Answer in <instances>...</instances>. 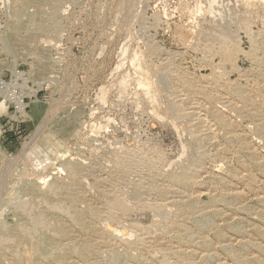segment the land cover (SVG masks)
Wrapping results in <instances>:
<instances>
[{"label":"rangeland","instance_id":"rangeland-1","mask_svg":"<svg viewBox=\"0 0 264 264\" xmlns=\"http://www.w3.org/2000/svg\"><path fill=\"white\" fill-rule=\"evenodd\" d=\"M0 81V264H264V0H0Z\"/></svg>","mask_w":264,"mask_h":264},{"label":"built area","instance_id":"built-area-1","mask_svg":"<svg viewBox=\"0 0 264 264\" xmlns=\"http://www.w3.org/2000/svg\"><path fill=\"white\" fill-rule=\"evenodd\" d=\"M0 94L4 96L9 104H11L15 113L21 114V112H25V96L22 93L20 86H18L15 81H11L9 83L0 81ZM22 106H24L23 109Z\"/></svg>","mask_w":264,"mask_h":264},{"label":"crops","instance_id":"crops-1","mask_svg":"<svg viewBox=\"0 0 264 264\" xmlns=\"http://www.w3.org/2000/svg\"><path fill=\"white\" fill-rule=\"evenodd\" d=\"M0 121L3 122L4 119L9 118L10 119V115L8 113V108L7 107H3V104H0Z\"/></svg>","mask_w":264,"mask_h":264},{"label":"bare ground","instance_id":"bare-ground-1","mask_svg":"<svg viewBox=\"0 0 264 264\" xmlns=\"http://www.w3.org/2000/svg\"><path fill=\"white\" fill-rule=\"evenodd\" d=\"M135 60H136V58H135ZM143 82H144V80H143ZM147 82V81H146ZM145 85V84H144ZM146 85H147V83H146ZM142 86H143V84H142ZM146 87V86H145ZM149 88V87H148ZM18 104H19V102H18ZM23 114V113H22ZM69 172V171H68ZM114 201V200H113ZM120 201V200H119ZM116 202H117V200H116ZM121 202V201H120ZM119 204V203H118ZM110 205H112L111 204V202H110ZM120 205V204H119ZM121 205H122V202H121ZM113 206H114V202H113ZM120 209V208H119ZM36 223V222H35ZM40 225V224H39ZM119 232V231H118ZM37 249V248H36ZM32 250H33V248L31 249V252H32ZM34 251H35V249H34ZM26 258V257H25ZM28 258H32V256H31V253H28Z\"/></svg>","mask_w":264,"mask_h":264}]
</instances>
